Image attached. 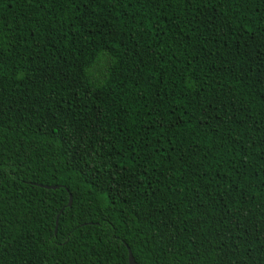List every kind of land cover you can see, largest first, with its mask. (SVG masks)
<instances>
[{
    "label": "trees",
    "instance_id": "16d2710c",
    "mask_svg": "<svg viewBox=\"0 0 264 264\" xmlns=\"http://www.w3.org/2000/svg\"><path fill=\"white\" fill-rule=\"evenodd\" d=\"M128 250L264 264V0H0V264Z\"/></svg>",
    "mask_w": 264,
    "mask_h": 264
},
{
    "label": "water",
    "instance_id": "95a60500",
    "mask_svg": "<svg viewBox=\"0 0 264 264\" xmlns=\"http://www.w3.org/2000/svg\"><path fill=\"white\" fill-rule=\"evenodd\" d=\"M44 186L45 187H53V188L55 187V186H48V185H44ZM71 199H72L71 195H69V202H68L69 205H71ZM128 261H129V264H136V262H135V260L133 258V255H132L130 250H128Z\"/></svg>",
    "mask_w": 264,
    "mask_h": 264
}]
</instances>
